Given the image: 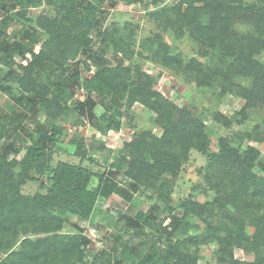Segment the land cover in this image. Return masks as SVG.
<instances>
[{
	"label": "trees",
	"instance_id": "trees-1",
	"mask_svg": "<svg viewBox=\"0 0 264 264\" xmlns=\"http://www.w3.org/2000/svg\"><path fill=\"white\" fill-rule=\"evenodd\" d=\"M105 1L107 0H90L89 2L78 0L70 10L71 15H69V7L62 2L61 14L68 19H76L79 27L100 30L103 25L99 17H105L107 14L101 9ZM195 1H201L202 5L195 6ZM262 1L264 0H255L253 3H244V0H185L186 7L183 11H180V7H175L163 13L169 20V12L175 14L173 21L167 20V29L173 28L172 31H177L174 25L187 28L196 42L204 45L206 49L219 53L221 60H224L221 62L223 67H210L206 64L191 62V60L181 68V62L178 63L179 57H170L168 53L164 55L168 46L164 47L160 42L156 45L159 52H156L155 57H159V64L167 67L174 74L181 72L188 79L195 81L198 87L218 86V97L231 95L243 99L244 107L236 113L241 121L246 118L245 112L249 108L264 105V64L255 60L256 56L264 52V7H258V2ZM114 3L115 1L111 2L112 5ZM16 7L17 0H0V65L4 66L13 63L15 57L24 58L28 52L31 53V47L37 39L36 33L31 28L18 30L14 34L17 39L12 42L1 39L7 26L14 21L12 13ZM153 18L161 21L162 15H154ZM237 20L251 25L252 32L241 38L236 37L230 32V25ZM41 26L50 37L43 43L40 54L33 55L34 61L31 64L33 68L25 70L29 73L33 69L36 81L45 89L52 88L54 101L58 107L60 102L67 103L72 96L69 88L71 85L83 89L88 95L97 94L102 100L103 111L100 115H96L97 103L90 96L82 102L70 103L66 110L72 111L79 120H87L92 130L105 135L109 130L118 129L121 110L126 105L129 107L132 102L139 101L157 115V123L161 127L162 134L159 138L149 133L135 137L127 145L130 160L127 162L122 183L114 178L118 171L116 173L108 171L99 176L98 186L90 190L88 184L94 174L85 167L66 162H57L55 166H52L50 147L56 142V134L60 133L58 128L33 120V129H29L25 123L27 118L25 113L20 116L14 114L3 116L1 113V264H95L96 260H100L102 264H130L131 258L143 264L145 262L148 264H192L193 259L190 255L180 250L186 251L190 246H195L194 240L189 238L177 240L173 246L167 244L165 250L158 246L162 241V232L166 234L167 243L174 235L184 234L185 231L179 229L189 211L193 209L197 215H202L206 209L213 206L222 208L223 204L230 202L232 195L247 199L249 194L263 201L261 208L264 209V180L253 184L254 177L248 171L257 159L258 153L252 147L243 145L244 140L248 143L251 141L249 130H237L220 138L218 156L211 161L205 173L208 185L206 188L213 189L218 194V198L213 203L187 202L183 207L185 214L182 217L172 215L167 225L163 226L166 216L160 210V203L166 204L167 207L171 201V194L168 190L158 189L154 196L146 197L154 198L155 203L148 209L146 215H141L138 219L141 225H138L135 219H126L123 222L117 220L113 224V229L117 232L116 240L122 239L124 234L130 235L133 228H139L138 232L141 234L145 226L150 229L149 239L146 243L144 242L148 244L147 252L144 254L140 244L132 248L130 245H125L123 255L116 256L114 247H106L94 256L95 261L87 263L84 248L90 244V240L86 237H78L75 240L74 237L57 233L62 229L67 216L76 215L89 219L97 203L111 194L119 196L126 202L132 201L135 195L145 194L154 173L162 174L165 170L167 172L177 170L181 163L187 160L190 149L200 152L208 151L210 141L201 121L194 118L187 110L179 109L164 99L154 89L150 78L149 80L147 77L144 78L146 80L139 78L138 84L121 83V80L125 82L128 78L129 70L110 69V61L104 54V47L108 48L112 42L110 33H102L98 30L102 47L96 53L91 52L88 58L99 71L94 76L86 78L79 73L78 69H72L67 63V60L75 56L71 53L73 49L83 48L86 52L88 42L83 39L84 36L70 40L69 49L57 45V42L53 43L52 40L56 38L53 31L45 23ZM112 47L113 54L116 55L118 46L113 44ZM64 48L65 51L62 54L64 58L56 60ZM226 58L230 60L226 61ZM110 72H123L124 75L108 80ZM14 77H17L14 69L9 68L5 72L0 70V92L7 94L16 106L29 112L32 119L42 112L46 114L53 105H47L46 100L39 94L32 93L34 89H29L25 79L19 81L22 87L15 92L9 85V81L11 82ZM241 80L248 83V86H242L241 83L236 82ZM124 96L127 98L125 99ZM58 114L48 113L47 116H58ZM214 119L225 129H229L232 125L231 119L221 114H214ZM24 135L29 138L37 135V146L29 147L21 161L8 160L10 152L7 149L11 148L15 155L18 154L21 151L19 146ZM145 155L148 156V162ZM17 168L18 171H15ZM45 173H51V186L46 193H37L31 197L21 192V187L26 182L35 177L40 178ZM262 219L264 220V216ZM257 221L260 222L259 218ZM187 226L188 224L185 223L184 228ZM208 227L211 232L217 228L214 229L213 225ZM34 229L45 234L37 239L27 238L30 232L35 233ZM221 231L227 234L228 239L233 235L227 225H222L213 232L212 236L209 237L210 233H208L206 241L213 240V235ZM49 233L53 235H48ZM16 246L18 250H15ZM81 246L83 249H80ZM129 248L133 250L131 255H127ZM217 254L221 261L224 251L219 250Z\"/></svg>",
	"mask_w": 264,
	"mask_h": 264
},
{
	"label": "rangeland",
	"instance_id": "rangeland-1",
	"mask_svg": "<svg viewBox=\"0 0 264 264\" xmlns=\"http://www.w3.org/2000/svg\"><path fill=\"white\" fill-rule=\"evenodd\" d=\"M84 1L89 2L90 0ZM112 1H115L113 5ZM62 2L69 7V15H71L70 10L78 0H17V7L12 13L14 21L7 26L5 34L1 36L2 40L12 42L17 39L14 34L18 30L28 28L33 29L37 35L36 42L31 47V53L28 52L24 58H13V63L10 65H0V70L5 72L12 68L16 71L17 77H14L11 82L9 81V85L15 92H18L22 87L19 81L25 79L29 89H34L32 93L39 94L42 99L46 100L47 105L52 104L53 106L46 114L42 112L32 119L29 112L16 106L7 94L0 92V114L20 116L25 113L27 117L25 123L29 129H33V120L58 128L60 133L56 134V142L50 147L52 166H55L57 162H66L85 167L94 174L88 184L90 190L98 186L99 176L108 171L113 173L118 171L114 178L122 183L127 162L130 160L127 145L135 137L148 135V133L159 138L162 130L157 123V115L139 101H134L129 107L126 105L121 110L118 129L109 130L105 135L95 132L92 130L90 122L77 119L72 111L66 109L70 103L82 102L90 96L97 103L96 115H100L103 111L102 100L97 94L88 95L83 89L74 85L69 86L72 96L68 102H60V107H58L54 101L55 96L52 93V88L45 89L42 84L38 83L33 69L29 73H26L25 70L33 68L31 65L34 61L33 55L40 54L43 43L50 37L43 31L41 26L43 23L53 31V35L56 37L52 40L53 43L57 42V45L61 47L70 49L71 45L68 44L70 40L84 36L83 39L88 42L86 52L83 48L73 49L71 53L75 56L73 59L67 60V63L72 69H78L79 73L86 78L94 76L99 71L98 67L88 58L91 52L96 53L102 47L99 42V31L110 33L112 42L108 48L104 47L106 59L110 61V69L129 70L128 78L125 82L121 80V83L125 85L131 82L138 84L139 78L141 80H146L144 79L146 77L148 80L150 78L154 89L164 99L179 109L187 110L194 118L201 121L210 141L208 151L200 152L190 149L187 160L181 163L177 170L173 172L165 170L162 174L154 173L150 187L148 186L145 194L135 195L132 201L126 202L119 196L111 194L108 198L97 203L89 219H83L76 215L67 216L62 229L57 233L74 237L75 240L78 237L89 239L90 244L84 248L87 263L95 261L94 256L106 247H114L116 256L123 255L125 245H130L132 248L140 244L144 254L147 252L148 244H144V242L146 243L149 239L150 229L145 226L141 234L138 232L139 228H133L130 235L124 234L122 239L116 240L117 232L113 229V224L117 220L123 222L126 219H135L138 225H141L138 219L141 215H146L148 209L155 203L154 198L147 199L146 197L147 195L154 196L158 189L168 190L171 194V201L167 207L166 204L160 203V210L166 216L163 226L167 225L172 215L182 217L185 214L183 207L187 202L213 203L218 198V194L213 189L206 188L208 185L205 173L211 161L218 156V143L222 136L230 135L237 130H249L251 141L248 143L244 140L243 145H248L257 151L258 157L248 171L254 177L253 184L264 180V105L249 108L245 112L246 118L241 121L236 113L243 109L245 104L243 99L231 95L218 97V86L198 87L195 81L188 79L181 72L174 74L167 67L159 64V57H155L156 52H159L156 45L160 42L164 47L168 46L165 56L168 53L170 57H179L178 63L181 62V68L191 60V62L206 64L210 67L224 66L221 64L224 60H221L219 53L206 49L204 45L196 42L187 28H179L178 25H174L177 31H172L173 28H171L172 30L167 29L166 22L169 19L163 13L175 7H180V11H183L186 7L185 0H107L101 5V9L107 14L105 17H99L103 25L100 30L79 27L76 19L62 16L60 8ZM250 2L253 3L255 0H244V3ZM258 3V7H264V1ZM194 4L201 6L202 2L195 1ZM169 13V18L173 21L175 14L174 12ZM159 14L162 15V22L153 18L154 15ZM230 26V32L238 38L252 32L251 25L239 20L232 22ZM233 43H236V39ZM113 44H116L119 49L116 55L113 54ZM63 51L65 48L61 50L60 54L57 53L59 56L56 60L64 58ZM229 60L226 58V61ZM255 60L264 64V52L256 56ZM123 75V72H110L108 80ZM236 82L241 83L242 86H248V83L243 80ZM48 113L59 114L49 117ZM216 113L231 119L232 125L229 129L223 128L221 123L214 119ZM239 122L241 124H238ZM23 137L19 146L21 151L18 154L15 155L11 148L7 149L10 152L8 160L21 161L29 147L37 146V135L30 138L26 135ZM1 143L2 141L0 147ZM1 153L2 150H0ZM145 159L147 162L149 161L147 155H145ZM15 171H18V168ZM50 178L51 173H45L40 178L35 177L21 187V192L31 197L37 193L44 194L51 186ZM143 189L145 190L144 187ZM230 198V202L223 204L222 208L213 206L204 212L201 211L202 215H197L192 209L181 222L179 230L185 231L184 234L174 235L167 243L166 234L162 232V241L158 246L165 250L167 244L173 246L177 240L182 241L189 238L195 241V246H190L186 251L180 250V252L189 254L193 259L192 264H264V220L262 219L264 209L261 208L263 201H259L250 194L247 199L237 195H232ZM258 218L260 222L257 221ZM185 223L188 224L186 228H184ZM210 225H213L214 229L218 225V227L227 225L233 235L228 239L227 234L221 231L213 235V240L206 241L208 233H210V237L218 228L211 232L208 227ZM34 232H30L26 237L37 239L45 234L35 229ZM136 233L139 234L136 235ZM48 235L53 234L49 233ZM155 236L158 237L156 234ZM17 248L18 246L15 250H18ZM131 248L127 255L132 254ZM80 249L83 247L81 246ZM219 250L224 251L221 261L217 254ZM96 261L95 264H102L100 260ZM130 264L143 263L131 258Z\"/></svg>",
	"mask_w": 264,
	"mask_h": 264
}]
</instances>
